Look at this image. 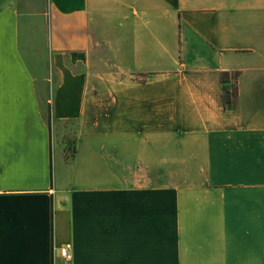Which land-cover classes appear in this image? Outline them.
Returning <instances> with one entry per match:
<instances>
[{"label":"crops","instance_id":"obj_1","mask_svg":"<svg viewBox=\"0 0 264 264\" xmlns=\"http://www.w3.org/2000/svg\"><path fill=\"white\" fill-rule=\"evenodd\" d=\"M0 264H264V0H0Z\"/></svg>","mask_w":264,"mask_h":264},{"label":"trees","instance_id":"obj_2","mask_svg":"<svg viewBox=\"0 0 264 264\" xmlns=\"http://www.w3.org/2000/svg\"><path fill=\"white\" fill-rule=\"evenodd\" d=\"M238 72L224 71L221 73L222 81V103L224 107H237V86L236 78ZM77 122L74 119H56L52 120L55 144L62 147V152L66 161H71L76 151Z\"/></svg>","mask_w":264,"mask_h":264},{"label":"built area","instance_id":"obj_3","mask_svg":"<svg viewBox=\"0 0 264 264\" xmlns=\"http://www.w3.org/2000/svg\"><path fill=\"white\" fill-rule=\"evenodd\" d=\"M60 254L67 260H70L72 258L70 242H66L60 247Z\"/></svg>","mask_w":264,"mask_h":264},{"label":"rangeland","instance_id":"obj_4","mask_svg":"<svg viewBox=\"0 0 264 264\" xmlns=\"http://www.w3.org/2000/svg\"><path fill=\"white\" fill-rule=\"evenodd\" d=\"M40 107H41V110H42V113H43V115H45L46 114V112H47V107H46V100L45 99H41L40 100Z\"/></svg>","mask_w":264,"mask_h":264}]
</instances>
